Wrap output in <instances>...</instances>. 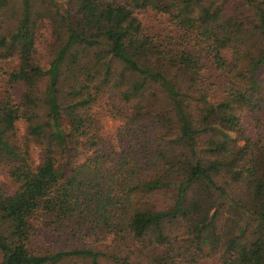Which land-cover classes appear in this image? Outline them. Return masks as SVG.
Masks as SVG:
<instances>
[{
	"label": "trees",
	"instance_id": "obj_1",
	"mask_svg": "<svg viewBox=\"0 0 264 264\" xmlns=\"http://www.w3.org/2000/svg\"><path fill=\"white\" fill-rule=\"evenodd\" d=\"M263 116L264 0H0V264H264Z\"/></svg>",
	"mask_w": 264,
	"mask_h": 264
},
{
	"label": "rangeland",
	"instance_id": "obj_2",
	"mask_svg": "<svg viewBox=\"0 0 264 264\" xmlns=\"http://www.w3.org/2000/svg\"><path fill=\"white\" fill-rule=\"evenodd\" d=\"M38 38H37V50L40 54L44 51V41L46 40V32L45 30L38 29ZM248 122V130L251 135L258 136L262 138V141L264 142V116L262 123L258 126H255L252 121L247 120ZM17 130H18V136L22 138L23 136V124L21 122H17ZM29 153H30V161H32V164H35L39 162L41 159V151L38 147H36L34 144L29 142ZM0 186L4 189H10L12 187L11 182L8 180V178L5 176V174L0 171Z\"/></svg>",
	"mask_w": 264,
	"mask_h": 264
}]
</instances>
